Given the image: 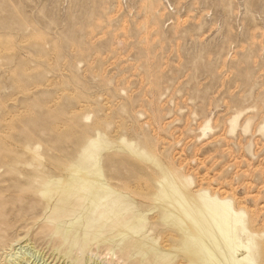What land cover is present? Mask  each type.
<instances>
[{
	"label": "rangeland",
	"instance_id": "1",
	"mask_svg": "<svg viewBox=\"0 0 264 264\" xmlns=\"http://www.w3.org/2000/svg\"><path fill=\"white\" fill-rule=\"evenodd\" d=\"M86 148L140 202L225 198L264 264V0H0V264Z\"/></svg>",
	"mask_w": 264,
	"mask_h": 264
},
{
	"label": "bare ground",
	"instance_id": "2",
	"mask_svg": "<svg viewBox=\"0 0 264 264\" xmlns=\"http://www.w3.org/2000/svg\"><path fill=\"white\" fill-rule=\"evenodd\" d=\"M85 151L76 161L83 170L42 179L38 187L47 199L20 217L38 224V237L26 232L1 246L6 264H258L241 212L225 198L198 191L188 202L166 180L157 189L159 201L140 202L101 168H86L96 161ZM4 217L0 211V244L16 226Z\"/></svg>",
	"mask_w": 264,
	"mask_h": 264
}]
</instances>
